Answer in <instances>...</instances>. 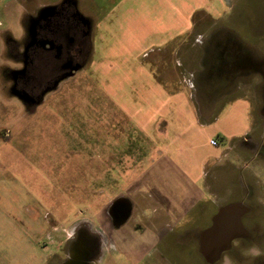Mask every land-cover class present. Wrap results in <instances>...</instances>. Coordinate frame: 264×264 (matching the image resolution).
Segmentation results:
<instances>
[{"label": "rangeland", "instance_id": "obj_1", "mask_svg": "<svg viewBox=\"0 0 264 264\" xmlns=\"http://www.w3.org/2000/svg\"><path fill=\"white\" fill-rule=\"evenodd\" d=\"M118 1L0 0V264H34L45 255L43 248L50 252L47 264H64L72 253L75 255L74 251L90 262L86 264H100L102 258L105 264L114 261L128 264L123 260L130 255L129 252L125 254L114 249L107 237L100 249L102 254L98 253L92 259L96 247L82 243V226L97 234L101 220L107 218L109 205L119 195L151 194L159 199V203L167 204L166 198L172 195L178 196L173 197L175 200L171 198L174 204L185 198L184 176L187 174L180 166L177 167L175 160L188 155L176 152L177 148L185 152L188 146L172 144V139L177 141L182 136L180 141L184 143L192 134L196 136V127L188 126L189 119L185 118L184 123L176 125L168 137L158 140V137H153V125H148V122L141 127L132 118L138 111L145 115L150 107L140 98L134 100L131 97L129 82H125L123 90V104L128 105V110L118 109L112 103L108 85L115 77L113 73L105 74V82L102 74H91V70L74 75L69 73L61 80L62 74L56 64L59 61L56 62L52 56L49 59V53L43 46L36 45L29 51V59L33 63L29 66L31 72L15 74L9 71L24 67L22 53L28 43L33 44L32 39L36 36V27L29 30L32 21H41L44 29L39 31L40 42L49 45L52 34L48 28L49 15L54 10L58 12V37L67 34L69 39L76 41V45L81 44L80 48L76 46L73 54L80 56V50L85 49L91 54L94 24L101 18H113L112 9ZM222 1L225 8L221 7L217 15L206 14L203 10L196 16L192 34L185 40L171 42L148 54L144 42L138 48L143 55L140 60L146 68L152 69L167 93H184L186 102L189 99L201 122L212 121L215 124L206 133L211 143L206 146L205 136H199L200 142L194 147L193 154L199 156L209 152L215 156L222 153L223 158L207 169L206 179L198 184L190 181L192 186L195 190L199 188L201 195L207 187L220 205L239 206L232 210L235 218L240 212L242 215L249 213L245 222L257 234L263 232L264 226V0ZM146 2L151 7L150 13L157 14V9L151 5L155 1ZM63 9L69 11L68 15L61 16L59 11ZM86 24L92 29L89 28L87 38H82L76 33ZM228 31L242 44L238 56H245L248 60L246 68L234 72L224 71L223 66L217 69L216 64L220 65V61L216 63L218 53L214 55L215 44L226 43L225 37L221 38L222 42L216 41L214 33L221 32L219 36H222ZM222 54L227 55L225 59L235 55L230 52ZM230 64L231 61L227 65ZM123 75L128 74L121 73L120 77ZM101 82L106 88H100ZM139 82L148 87L145 86L146 80ZM145 91L148 88L141 90L142 95ZM17 96L31 100L33 104H21ZM237 100L244 101L247 106L244 103L231 104ZM23 116L25 119L19 121ZM216 118L219 119L217 123ZM19 124H24L23 128ZM17 128L29 131L30 136L25 138V134L16 131ZM246 128L249 130L243 137L227 138ZM216 129H220L217 133L227 140L215 134ZM10 134L23 140L16 145L20 144L17 147L26 153L3 149V138ZM164 145L168 150L159 149ZM158 149L162 150L161 155ZM16 155H23L26 167L36 173L39 171L37 192L44 206L42 210L48 211L45 214L51 224L48 236L39 229V217L44 211L38 212L39 208L25 199L24 192L31 187L25 183L22 170L15 165H2L11 163ZM154 161L165 166L153 164ZM175 176H180V184L170 183L176 179ZM175 188L177 192L173 191ZM198 190L193 193L199 194ZM241 219L242 229H235L250 237ZM191 223H195L193 218L187 225ZM186 229L182 235L186 236L190 226ZM171 236L172 240H179L178 232ZM78 243L80 250L79 247L77 250ZM171 246L173 244L170 243L167 251L178 257L179 249ZM250 249H256L259 255H244L239 251L235 256L251 264L264 260V248L250 246ZM185 253L193 256L195 250L187 251L185 248ZM131 255L130 262L134 264L137 258H134L135 254ZM198 263L204 264L201 260Z\"/></svg>", "mask_w": 264, "mask_h": 264}, {"label": "crops", "instance_id": "obj_2", "mask_svg": "<svg viewBox=\"0 0 264 264\" xmlns=\"http://www.w3.org/2000/svg\"><path fill=\"white\" fill-rule=\"evenodd\" d=\"M146 1L147 0H119L112 9L113 18L105 17L99 19V21L94 24L93 36H91L93 49H91L90 46L89 49L92 50V53L89 54L87 52L86 57L84 56L82 60V64L75 68L71 74L74 75L80 71L86 72L87 70H91V74H102V80L105 82V74L113 73L115 77L110 84L108 83L109 89L111 90V95H109L112 97L114 107H118V109L122 110H128V105L123 104V90L125 89V82H129L128 86L130 85L131 97L134 100L140 98L150 107V110L147 111L145 115L144 112L138 111L134 113L135 117L132 115V118L138 121L141 127L143 123L148 122V125H153L155 129L153 137H158V140H163L164 137H168L171 131L175 129L176 125L184 123L185 118L189 119L188 126L196 127V132H194L196 136L192 134L191 138L187 141L185 140L184 143L180 141L182 136H179L177 141L175 138L172 139V144L188 146L187 150L182 147L185 152H183L181 148H177L176 152L187 153L188 155H181L179 156L180 158L177 157V160H175L177 167L179 168L180 166L187 174L184 176V190L186 195L184 199L182 198L183 201L181 203L176 204L171 203V198L175 200L173 197L176 196L174 195H172L171 198H166L168 204L164 202L159 203V199L151 194L119 195L109 205L107 218L104 217V219L101 220L97 234L85 226H82L81 231L86 229L88 233L94 236L97 235V239L101 242L99 245L100 249L103 246L102 244H104V239L107 237L114 249L116 248L120 252H125V254L129 252L130 255L126 256L123 260L128 264H131V253L135 254L134 258H137L134 264H186V262L180 260L177 256H171L167 251L170 243L173 244L171 247H175L177 250L179 248V240H172L173 236L171 235L176 231L178 232L179 238L180 233L185 232L188 226L193 227L209 224L210 218L218 212V209L226 207V205L224 206L217 203L216 198L211 195L207 187L204 188L201 195L200 190H198L199 188H197L199 194H194L193 192L197 190L192 186V183L198 184L201 180L206 179L207 169L211 165L220 163L223 154L221 153L215 156L209 152L200 154L199 156L193 154L194 147L200 142L199 136H205L206 146L211 143L209 138L206 137V133L208 131L207 129L215 124L213 125L212 121L202 123L200 115L191 107L189 99L186 102L184 93L179 92L173 95L167 93L163 85L153 74L152 69L146 68L144 63L140 60L143 55H141V49L138 47L141 46L140 43L144 42L147 45L146 49L148 48L146 51L147 53L154 49L168 46L171 42L185 40L192 34L191 31L196 23L195 18L201 11L206 10V14L211 15L213 13L217 15V11L223 7L224 3L222 0H153L155 2H152L151 5L157 9V14H153L150 13L151 7ZM134 5L136 6L135 8L133 7ZM152 20H154L157 27ZM36 24L37 23H33L32 21L29 30L36 27ZM150 25L153 26V29ZM89 28L92 29V26L89 25ZM107 34L109 35L107 36ZM146 53L144 57L148 54ZM90 55L92 56V58L90 57L91 60L89 59ZM19 64H22V62L19 61ZM9 71L16 74L22 72L23 68L19 70L11 69ZM115 73L117 75H115ZM121 73L128 75L120 77ZM142 79L146 80L147 83H145V86L148 85V87H144L139 82ZM104 82L100 83V88H106ZM12 88H14V85ZM147 88L148 91H145L142 95L141 90ZM17 99L20 100L21 104L27 103L21 97ZM243 103L247 106V103L244 101L237 100L231 102V104L237 105ZM164 109L168 112L165 113ZM169 116L172 118L170 119ZM24 119L23 116L21 120L19 118V121H23ZM216 120V123L219 122L218 118H216ZM23 125L24 124H19V127L23 128ZM248 130L249 128H246L243 132L231 134L227 136V138L229 140L235 137L241 138L247 134ZM16 131L22 135L25 134V138L30 136L28 134L29 131H25L24 129L20 130L17 128ZM219 131L220 129H216L214 133L219 134L217 133ZM214 133H211V135ZM220 134L219 137H223L224 140H227L224 135ZM13 136L15 135L10 134L8 138H3L5 139L3 149L5 151L16 150L21 154L26 153V150L23 151L22 148L20 149L17 147L23 140H20V137ZM10 140L11 142L7 143V141ZM17 143L20 144L16 145ZM161 148H163V150H168V147L165 145L159 149ZM33 149L36 150L35 148L31 150ZM159 149L157 152L161 155L162 150ZM9 158L10 156H8V160ZM10 161L11 163H4L2 165H15L19 170H22L21 173L25 175L23 178L25 183L31 187V190L27 189V191L24 192L25 199L28 200L31 205L38 207V212L44 211L41 217H39V229L41 233L48 236L47 231L50 230L51 227L45 215L48 211L46 209L42 210L43 205L41 204V197L37 192V185L38 183L40 184L39 171L36 173L32 168L26 167L24 165L25 161H23V155H21V157L16 155V157ZM208 161H210L209 164H207ZM157 163L160 164V167L165 166L161 162L156 161H154L153 164ZM175 177L176 179H173L170 183L175 182L176 184H180V176ZM173 191L177 192L178 189L175 188ZM115 211L118 216L121 215L119 222H115L114 220ZM190 217L193 218V222L195 223L187 225L188 221L191 219ZM97 245L98 243H96V246ZM194 248H196V245ZM142 249L144 250L143 254ZM139 251L141 254H139L140 256L138 257L137 254ZM43 252L45 255L41 256L34 264H47L50 259V252L46 248H43ZM101 254L99 250V255ZM71 258V260L74 261L72 264L90 263L81 257ZM68 261L70 260H67L64 264H67ZM104 262L105 260H103V258L102 261H99L100 264H105ZM197 263L198 260L195 258L191 264ZM112 264L121 263L119 261H114Z\"/></svg>", "mask_w": 264, "mask_h": 264}, {"label": "flooded vegetation", "instance_id": "obj_3", "mask_svg": "<svg viewBox=\"0 0 264 264\" xmlns=\"http://www.w3.org/2000/svg\"><path fill=\"white\" fill-rule=\"evenodd\" d=\"M61 12V16H66L68 15L66 9H63ZM57 11L54 10L53 12H51V14L49 15V31L52 32L51 34V38L50 40H48L49 45L47 46L46 42H40V38L39 36L41 35L39 31H41V29H44L43 26L40 24V20L39 22L36 24V36L33 37V44H27L24 48V52L22 53V56L24 58L23 62V71L19 72V73H24V72H31V69L29 68V66L33 65V63L30 61L29 59V51L31 48H33L34 46L38 45V46H43L45 49H47L48 51V57L50 59V56H52V58L57 62V60L59 61V64L56 63L58 66V70L59 72L62 74L60 76V79L67 76V74L71 73L73 70H75V68H77L78 66H80L82 64V60L80 59V56H82L84 58L83 55H85L86 57V49L80 50V56H77L76 54H73V50H75L76 46H78V48H80V43H78L76 45V41L69 39L68 35H62L61 38L58 37L57 35V23H56V18H57ZM74 16L77 17V15H75L76 13H72ZM82 22V21H81ZM80 27V26H79ZM88 32H89V25H85L84 28L80 27V31L79 34L80 37L82 38H87L88 37ZM34 33V34H35ZM216 38V41H221V38H224L226 43L224 45H222L221 43L219 45H216V49H214V55L217 52V61H220V65H217V69H219L220 67L223 66V70L227 71V72H234L237 69H244L248 66V60L245 58V56H238L239 54V49L242 48V44H240L238 41L239 39L235 36H233V34L231 32H227L225 35L219 36L222 33L220 32H216L214 33ZM224 34V33H223ZM78 36V35H75ZM219 36V37H218ZM78 37L77 39L79 40ZM69 39V40H68ZM81 39V38H80ZM223 41V40H222ZM221 41V42H222ZM74 42V45H73ZM45 51V50H44ZM232 53L235 55H231L230 58H226L225 56L227 55H223L222 53ZM250 54V53H248ZM213 55V56H214ZM246 55V54H245ZM216 56V55H215ZM58 58V59H57ZM242 58V59H240ZM60 59V60H59ZM225 59V60H224ZM231 61L232 64L227 65L228 62ZM50 63V62H49ZM55 64V65H56ZM44 63L40 66H43ZM49 66V64H48ZM34 71V70H32ZM57 71V68H56ZM16 73V74H19ZM19 77V76H17ZM18 82V81H17ZM43 95V94H42ZM22 98V97H21ZM24 99V98H23ZM26 102L33 104L31 102V100H26L24 99ZM123 212V209H122ZM249 213H247L246 215H242L243 217H241L243 225L245 227V229L248 230V233H250V237H248L247 235H244L242 233V230H238V229H233L232 228V223L235 220V213L233 211H221V208L218 209V212L212 216L210 218V222L209 224L206 225H201V226H193L190 227V229L188 230V233L183 234L180 233V237H179V251H178V258L184 262H186V264H191L193 263V261L195 260V258L197 260H201V262H204V264H220L224 257L227 256L230 261L231 264H251L248 261L244 260L242 257L239 256H235L236 254L239 253V251L245 252L246 250L250 249V246H252V248H264V244L261 245L264 242V226L263 227V232L262 233H253V227L249 226L246 224L245 220L247 219ZM121 216V215H120ZM120 216L117 215L116 211H115V222H119L120 221ZM263 220H264V215H262ZM122 218V217H121ZM239 229H242L241 227ZM196 230L197 232H192ZM187 230H185L186 232ZM184 233V232H183ZM90 233H88V231H86V229L84 231L80 232V237L84 238V245H87L91 247V245H93L92 248L96 247V251H93V255H92V259H94V257H96L99 253V245H100V240L97 239L96 236H94ZM232 237V240L229 244L228 247H224L225 244V240L226 238H230ZM257 238V241L256 239ZM205 239H207V241H205ZM96 240V241H95ZM187 240V241H186ZM192 240V241H191ZM204 240V241H203ZM185 241V242H184ZM96 243H98V245L96 246ZM196 243V248H194L193 246H195ZM91 244V245H90ZM77 250L79 247V250L81 249V245H79V243L77 244ZM207 246V248L205 249L204 246ZM240 245H243L242 247ZM185 248L187 251L190 250V248H192V250H195L194 255L189 256L185 253ZM219 248H226L224 249L221 254L216 258L215 257V251ZM189 249V250H188ZM98 250V251H97ZM74 254L72 253L73 258H77L79 257L77 255V251H74ZM231 255V257L229 256ZM234 255V256H232ZM70 256L68 258L72 259ZM195 257V258H193ZM259 259V258H258ZM198 264V263H197ZM200 264V263H199ZM259 264H264V260L262 259V261L259 262Z\"/></svg>", "mask_w": 264, "mask_h": 264}, {"label": "water", "instance_id": "obj_4", "mask_svg": "<svg viewBox=\"0 0 264 264\" xmlns=\"http://www.w3.org/2000/svg\"><path fill=\"white\" fill-rule=\"evenodd\" d=\"M236 207L238 208L239 206H227V207L222 208L221 211H224V212H225V211H232V210H234ZM241 215H242V212L238 213L237 217L235 218V220H234L233 223L231 224L233 229H235V228H240V227H241V226H240V218H241ZM231 240H232V237H230V238H226V240H225V244H224V247H225V246L228 247L229 244H230V242H231ZM203 241H204V240H203ZM205 241H207V239H205ZM204 248L206 249L207 246L205 245ZM224 249H226V248H224ZM224 249H223V248H219V249H217V250L215 251V254H214L215 257L217 258V257L221 254V252H222ZM72 262H74V261H73V260H70V261H68L67 264H72Z\"/></svg>", "mask_w": 264, "mask_h": 264}, {"label": "clouds", "instance_id": "obj_5", "mask_svg": "<svg viewBox=\"0 0 264 264\" xmlns=\"http://www.w3.org/2000/svg\"><path fill=\"white\" fill-rule=\"evenodd\" d=\"M243 254L244 255H259V252L256 249H248ZM223 264H231V261L227 256L224 257Z\"/></svg>", "mask_w": 264, "mask_h": 264}]
</instances>
